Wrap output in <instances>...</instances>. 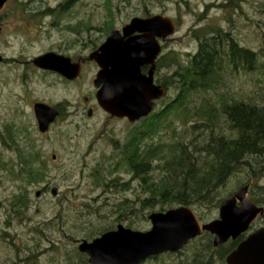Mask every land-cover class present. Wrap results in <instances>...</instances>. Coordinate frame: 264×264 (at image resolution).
Returning a JSON list of instances; mask_svg holds the SVG:
<instances>
[{
	"label": "rangeland",
	"instance_id": "374dc122",
	"mask_svg": "<svg viewBox=\"0 0 264 264\" xmlns=\"http://www.w3.org/2000/svg\"><path fill=\"white\" fill-rule=\"evenodd\" d=\"M64 1L9 0L0 10V56L4 60L0 62V264H78L74 249L82 240L90 242L99 237V230L114 229L119 224L147 231L148 215L157 212H141L137 203L143 196L139 182L131 179L120 159L123 144L140 123L112 119L95 102L90 119L82 113V97L92 90L88 81L95 69L91 66L84 68L79 82L67 84L34 69L30 62L33 58L46 52L86 56L93 50L92 43L98 47L104 41L107 20L113 24L112 29H121L133 18L157 15L175 24V33L161 43V56L174 52L186 61V55H193L197 48L191 31L212 24L229 29L238 44L249 50L264 49V0H75L63 15H48V9ZM228 3L231 6L221 9ZM37 12L44 13L33 18L31 14ZM170 74L171 69H162L154 77ZM174 93L166 90L155 110L168 102L166 98L173 99ZM222 97L227 102L263 105L264 73L228 72L223 86L213 93L189 97L188 114L205 101L217 105ZM37 101L63 107L61 117L43 134L38 132L32 112V104ZM180 118L169 114L167 128L146 142L170 144L176 137L187 139L193 118L185 125ZM7 134L23 156L33 153L35 170L42 171L40 182L29 185L20 178L16 147L2 144L7 142ZM245 180L240 174L232 178L224 198L235 193ZM106 181L117 185L104 188ZM126 183L131 185L128 190L120 185ZM248 185L254 188L253 193L264 192L257 189L264 190V173ZM53 188L55 196L51 195ZM20 195L27 209H20L23 215L15 218ZM124 200L132 202L138 213L119 221L116 206ZM212 212V219L217 218V210ZM261 224L263 220H257L256 226ZM177 263L178 258L164 257L145 264Z\"/></svg>",
	"mask_w": 264,
	"mask_h": 264
},
{
	"label": "trees",
	"instance_id": "16d2710c",
	"mask_svg": "<svg viewBox=\"0 0 264 264\" xmlns=\"http://www.w3.org/2000/svg\"><path fill=\"white\" fill-rule=\"evenodd\" d=\"M74 1L65 0L48 9V15H63ZM229 6L228 3L221 9ZM42 13L31 16L38 17ZM107 21L110 22V19ZM107 21L105 36L113 28V24L110 22L109 25ZM191 37L195 39L197 48L193 55H186V61L174 52L160 55L156 60V71L171 69V74L164 78L156 77L155 82L165 90H174V97L166 98V104L138 122L140 127L130 132L121 148L120 159L131 179L139 182L143 196L137 198V203L141 212L151 209L163 212L184 206L189 207L201 223H206L212 220V210H217L220 201L228 195L226 186L232 178L237 174L246 177L243 183H239L241 188L249 186V182L264 173V104L258 106L236 100L227 102L222 97L217 105L203 102L192 114H188L186 104L192 94L213 93L222 87L228 72L236 74L260 70L264 73V49L254 52L239 45L233 33L219 24L195 28ZM92 46L95 49V43ZM169 114L178 116V119L181 117L184 125L193 118V124L188 127L189 137H176L170 144H148L146 141L151 140L160 129L167 128L165 121ZM4 140L7 142L2 144L6 147H16L20 178L29 185L40 182L42 171L35 170L33 153L23 156L9 134ZM129 184L120 185L128 190L131 187ZM116 185L115 181L104 182V188L111 189ZM250 187L249 199L255 205L264 207V192L253 193L254 188ZM257 189L264 191L263 188ZM22 199V195L16 198L20 205L16 206L15 218L22 216L27 209L26 201ZM133 205L124 200L116 206L119 221L128 220L138 213ZM145 217L146 214L142 216ZM261 220L264 221V213ZM112 229L99 230L97 236ZM244 237L242 235L236 241L214 248L212 237L202 233L177 254H166L153 261L167 257L171 260L178 258L177 264H224V258ZM74 253L78 256V264H87L85 255L76 249Z\"/></svg>",
	"mask_w": 264,
	"mask_h": 264
},
{
	"label": "water",
	"instance_id": "95a60500",
	"mask_svg": "<svg viewBox=\"0 0 264 264\" xmlns=\"http://www.w3.org/2000/svg\"><path fill=\"white\" fill-rule=\"evenodd\" d=\"M7 1L0 0V9ZM174 33V22L168 17L133 18L121 30H111L90 53L89 60L98 67L93 81L97 89L95 98L104 113L134 123L153 112L155 103L166 95V91L154 83L155 61L161 53V42ZM32 64L69 80L79 74V65H70L68 58L55 53L40 55ZM144 67L148 68L145 74L142 73ZM33 113L41 134L57 117L54 108L42 103L33 105ZM248 188L243 186L224 198L217 219L209 223L201 225L191 209L177 207L165 213L150 214L151 228L146 232L118 225L90 242L81 241L77 250L87 256L88 264H142L164 253H177L202 232L213 237V247L235 241L263 213L262 207L247 198ZM51 195H56L55 188ZM225 264H264V227L241 241L226 256Z\"/></svg>",
	"mask_w": 264,
	"mask_h": 264
},
{
	"label": "flooded vegetation",
	"instance_id": "af4514ba",
	"mask_svg": "<svg viewBox=\"0 0 264 264\" xmlns=\"http://www.w3.org/2000/svg\"><path fill=\"white\" fill-rule=\"evenodd\" d=\"M1 26H2V23H1ZM2 27H3V26H2ZM92 51H93V50H92ZM83 52H85V50H83ZM46 53H47V52H46ZM53 53L68 58V59H69V63H70V65H73V66H75L76 64L79 65V74H78V76H77L75 79L69 80V79L63 77L62 75H60L59 73H57V72H55V71L38 69V68H36V67L32 64V62L30 61V62H31V66H33L34 69H37L38 71H40L42 74L49 75V76H53V77H55L56 79H58V80H60V81H62V82H64V83H67V84H74V83L76 84L77 82H79V81L81 80L82 76H83V71H84V68H85V67L91 66L93 69H95V70H94V71H95L94 75H93L92 78L88 81V85L91 84V86H92V90H91V89H88V90H91L90 93H89V95L83 96V97H82L81 104H80V108H81V110H82V113L85 114L86 117H88V118L90 119V118L92 117L93 113L95 112V106H96V105H94V102L96 103L95 95H96L97 90L94 89V87H93V81H94V79H95V75H96V73H97V71H98V67H97L96 63L93 62V61H91V60H89V54L86 55V56H84V55H82V54H78L75 58H73V57L65 56V55H63V54L56 53V52H53ZM1 61L4 62L3 58H2ZM1 61H0V62H1ZM155 67H156V62H155ZM147 70H148L147 67L142 68V73L145 74V73L147 72ZM156 72H157V71H155V74H156ZM36 103H42V104H45V105H47V106H49V107L54 108V109L57 111V117H56L55 121H56L58 118L61 117V115H62V111H63V107H62L61 104H57V105L51 106V105H49V104L46 103V102H39V101H37V102H34L32 105H34V104H36ZM96 104H97V103H96ZM97 106H98V105H97ZM98 108H99V107H98ZM32 112H33V106H32ZM88 114H89V115H88ZM33 116H34V114H33ZM109 117H110V116H109ZM110 118H112V117H110ZM34 119H35V118H34ZM112 119H116V118H112ZM55 121H54V122H55ZM260 219H261V218H260ZM260 219H258V220L260 221ZM256 222H257V220H255V221L252 223V226H251V228H250V231L246 234L247 236L250 235V234H252V233H254V232L257 231L259 228H263V227H264V221H263V224H261V225H259V226H256ZM247 236H246V237H247ZM244 239H246V238H244ZM242 241H243V240H242ZM238 243H239V242H238Z\"/></svg>",
	"mask_w": 264,
	"mask_h": 264
},
{
	"label": "bare ground",
	"instance_id": "6f19581e",
	"mask_svg": "<svg viewBox=\"0 0 264 264\" xmlns=\"http://www.w3.org/2000/svg\"><path fill=\"white\" fill-rule=\"evenodd\" d=\"M259 173V172H258Z\"/></svg>",
	"mask_w": 264,
	"mask_h": 264
}]
</instances>
